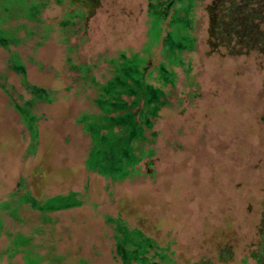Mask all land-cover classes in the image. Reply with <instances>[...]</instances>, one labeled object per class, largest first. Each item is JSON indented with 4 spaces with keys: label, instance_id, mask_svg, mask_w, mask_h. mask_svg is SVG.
<instances>
[{
    "label": "rangeland",
    "instance_id": "rangeland-1",
    "mask_svg": "<svg viewBox=\"0 0 264 264\" xmlns=\"http://www.w3.org/2000/svg\"><path fill=\"white\" fill-rule=\"evenodd\" d=\"M11 1L0 0V264H124L123 232L150 240L159 264H264V0L177 11L188 28L174 26V43L190 39L178 63L161 52L177 0L153 45L149 13L167 0ZM120 56L148 58L162 101L122 178L87 164L95 124L109 131L100 116L124 113L98 102Z\"/></svg>",
    "mask_w": 264,
    "mask_h": 264
},
{
    "label": "trees",
    "instance_id": "trees-1",
    "mask_svg": "<svg viewBox=\"0 0 264 264\" xmlns=\"http://www.w3.org/2000/svg\"><path fill=\"white\" fill-rule=\"evenodd\" d=\"M19 1V0H18ZM75 1H80V5L88 6L91 4L92 0H70L69 4L74 3ZM180 3L179 8L171 15L168 25L171 27L170 32H166L164 37L161 39L162 50L166 59L172 62H179L176 52L180 51L181 48L185 45H189L188 39L181 40L178 44L174 43L173 32L174 26L181 28L180 31H185L188 28V20L186 16L179 17L177 11L187 12L193 0H177ZM7 4H12L13 1L5 0ZM4 4L1 6L3 11H8L9 5ZM61 2V0H57ZM41 4H31L26 8V12L29 16H33L38 12V6ZM173 2L167 0L163 11H156L154 6L151 7V12L149 15L152 17L151 26H150V42L151 44H156L159 40L160 35V24L164 21L165 15L167 14V8L172 7ZM178 25V26H177ZM182 34V33H181ZM157 37V38H156ZM184 39V38H183ZM8 41L7 37H4L0 34V43L4 44ZM147 57H132L126 58L120 56L117 62H115L114 72L111 80H109L104 87L102 88L101 95L98 98V102L104 112L107 111H123L124 113H117L115 116L107 117L100 116L99 119H105L107 127L109 129L108 133L97 135L99 126L95 123V128H93L94 136L96 139V146L94 151L91 153L90 158L87 161L88 165H97L101 172L111 173L112 175L122 178L128 173L126 168L128 165L133 164L137 161V157L132 153L133 147L131 146V141L137 139L141 133L139 125L149 126L151 122L149 117L153 116L162 102L159 99L161 91L158 88L152 87L145 78L144 70L146 69ZM15 69L20 70L21 66L18 64L14 66ZM158 72L157 80H161L162 83H166L171 79V73L165 69L163 62H160L158 67L155 68ZM34 96L38 97L41 94V90L34 88ZM126 92L128 95L132 96L130 103H127L119 98L120 93ZM142 101L143 107L140 109L138 105ZM29 104V102H27ZM20 109L24 122L30 124L33 120L27 111ZM134 109V110H132ZM137 115L139 116V122H137ZM115 124L124 125L123 131H125L124 136L119 135L118 133L113 132V126ZM104 150L101 147H104ZM99 147V149H98ZM97 148V150H96ZM109 155L108 157L105 155ZM135 239H133V233L123 232L122 243L119 245V252L122 253V260L124 264H131L132 261L137 264H159L158 261H155V257H158L160 260L166 259V256L163 253H155L148 255V250L151 246V241L144 238L140 239L141 233H135ZM264 236V234H263ZM129 242L134 246V249L125 250L123 245ZM135 242V243H134ZM264 250V247H262ZM261 256L258 259L264 261V251L260 254Z\"/></svg>",
    "mask_w": 264,
    "mask_h": 264
}]
</instances>
